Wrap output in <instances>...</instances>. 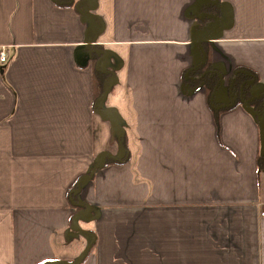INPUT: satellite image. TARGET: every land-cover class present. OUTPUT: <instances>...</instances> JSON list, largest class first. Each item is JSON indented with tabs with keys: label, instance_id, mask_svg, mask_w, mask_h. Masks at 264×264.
Segmentation results:
<instances>
[{
	"label": "crops",
	"instance_id": "obj_1",
	"mask_svg": "<svg viewBox=\"0 0 264 264\" xmlns=\"http://www.w3.org/2000/svg\"><path fill=\"white\" fill-rule=\"evenodd\" d=\"M202 3L0 0V264H264L260 124L218 110L241 69L264 92V0Z\"/></svg>",
	"mask_w": 264,
	"mask_h": 264
},
{
	"label": "trees",
	"instance_id": "obj_2",
	"mask_svg": "<svg viewBox=\"0 0 264 264\" xmlns=\"http://www.w3.org/2000/svg\"><path fill=\"white\" fill-rule=\"evenodd\" d=\"M68 4H69V1H68ZM200 5L201 7L199 9H200V12L202 13L199 17L202 20H204L205 18L211 17L212 15L210 11L213 12L214 8L217 9L215 0H203V3ZM78 9L80 10V8ZM201 47H202V52H203L202 62L199 65L193 66L192 68L188 69L187 74L185 75L184 78L187 79L188 78L187 76H190V74L191 75L197 74L196 79H194L196 80L194 84L196 85L199 82H203L205 91L209 99H211V97H213L212 94L215 93V88L220 79V73L218 71L213 70V68L211 67L210 61L206 57L207 49H208L206 48L207 47L206 43L203 42L201 44ZM101 53H103V51ZM107 77H108L107 71H104L102 69H97L94 71L93 78H92L94 101L101 99V97L104 95L105 89H106ZM192 81H193V78H192ZM256 82H257V77L256 75H254L252 71H249L247 69L239 70L238 73H236V76L232 79L231 90L232 92H234L233 98L231 100L232 103L230 105H224L221 108L219 107L218 110H221L224 108H231L235 106L236 104H238V102L243 103L245 108L250 113H252L257 118V120L262 124L263 129H264V92H261L258 94H254L252 92V88ZM121 145L123 146L125 150H127L124 140H121ZM126 160H127V155L123 156L122 158H116L113 156L108 157L106 155V160L98 166H105L110 163L120 164V163L125 162ZM259 165L261 167H264V155L259 157ZM94 169L89 174L90 178H91V174H93ZM80 187H81V183L79 179H76V181L74 182V184L72 185L69 191V199L71 203L75 206L74 214L86 208L84 207L85 206L84 202H81L78 199ZM92 245H93V241L91 239L90 245L88 247L89 250L92 248ZM40 264H56V263L42 262Z\"/></svg>",
	"mask_w": 264,
	"mask_h": 264
},
{
	"label": "water",
	"instance_id": "obj_3",
	"mask_svg": "<svg viewBox=\"0 0 264 264\" xmlns=\"http://www.w3.org/2000/svg\"><path fill=\"white\" fill-rule=\"evenodd\" d=\"M259 124H260V128H261V131H262V136H263V139H264V129H263V126H262V124L260 122H259ZM84 204L86 206V209H88V210L91 209L90 205H88L87 203H84Z\"/></svg>",
	"mask_w": 264,
	"mask_h": 264
},
{
	"label": "built area",
	"instance_id": "obj_4",
	"mask_svg": "<svg viewBox=\"0 0 264 264\" xmlns=\"http://www.w3.org/2000/svg\"><path fill=\"white\" fill-rule=\"evenodd\" d=\"M5 59H6V54H5V52H1V53H0V62H4Z\"/></svg>",
	"mask_w": 264,
	"mask_h": 264
},
{
	"label": "rangeland",
	"instance_id": "obj_5",
	"mask_svg": "<svg viewBox=\"0 0 264 264\" xmlns=\"http://www.w3.org/2000/svg\"><path fill=\"white\" fill-rule=\"evenodd\" d=\"M210 24V23H209ZM219 93V92H218ZM218 93L216 94V95H214V97H213V100L215 101V100H218Z\"/></svg>",
	"mask_w": 264,
	"mask_h": 264
}]
</instances>
